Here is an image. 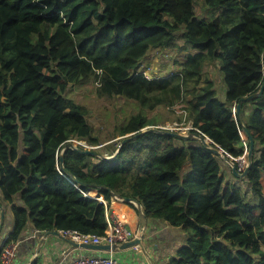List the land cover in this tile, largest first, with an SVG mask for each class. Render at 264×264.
Masks as SVG:
<instances>
[{
    "label": "trees",
    "instance_id": "obj_1",
    "mask_svg": "<svg viewBox=\"0 0 264 264\" xmlns=\"http://www.w3.org/2000/svg\"><path fill=\"white\" fill-rule=\"evenodd\" d=\"M198 1L0 0V207L12 219L0 257L28 228L106 235L115 195L136 200L141 218L166 230L148 225L145 236H185L161 264H264V92L240 111L254 140L246 191L200 144L157 133L111 160L68 149L69 175L59 164L69 141L100 146L91 151L103 157L120 144L66 96L71 85L90 82L96 97L141 107L119 137L159 125L147 114L168 109L171 122L191 123L234 160L245 157L249 143L234 110L263 81L264 0H206L218 12L213 20L196 17ZM163 49L179 53L174 72H139ZM153 240H145L148 250Z\"/></svg>",
    "mask_w": 264,
    "mask_h": 264
},
{
    "label": "crops",
    "instance_id": "obj_2",
    "mask_svg": "<svg viewBox=\"0 0 264 264\" xmlns=\"http://www.w3.org/2000/svg\"><path fill=\"white\" fill-rule=\"evenodd\" d=\"M158 54L161 55V57H163L162 52L158 53V51H155L153 53H150L145 59V61H143V63L140 66V69L143 70V74L147 75V73L149 74V71L155 72L157 67H160L166 62H168L170 68L173 67V65L169 63L170 59L168 55L166 56L167 58L164 61V63L160 64ZM178 59L179 58H177V60ZM174 61L175 59L172 60V63H174ZM99 147L100 146H98L97 149ZM118 201L119 200H113V199L111 201L110 204L111 216L110 217L107 216V219H111L109 220V222L112 224L115 221L120 220L131 231H138V230L143 231L142 236L144 242L143 241L142 242L144 243V245H145V240H152V238H154V240H153L152 249L148 250L145 245V251L141 250L139 247H133L126 250H116V251L111 250L112 252H114L115 258L118 259L119 261L125 262L126 264H144L143 259L145 260L146 263L148 262V264H150L148 259L149 257L153 260L154 263H155L154 259L158 260L160 264L165 262L167 256L171 255L173 251H175L174 248L176 242L179 241L178 244H180L181 243L180 240L184 239L185 236L183 235V238H181V235H179L178 236L179 239L176 241L173 239L172 234H169V237L167 235L165 237L160 238L158 231L152 232L150 233L151 235L145 236V229L146 226L148 227V225L152 227H156L162 230L163 232H166V230L161 224L148 223L146 220H143L139 216L137 210H134L131 207H129L127 203L124 204ZM117 203L126 205V207L128 208L127 209L128 211L126 212V217L128 218V221H122V216H123L121 214L122 207L117 205ZM0 208H3L4 217H5L3 226L0 230V248H1L4 240L7 239L8 234L12 229V219L10 214H8V212L6 211L5 207H0ZM44 233L45 232H41L39 234L36 233L35 229L28 228L26 232H24L21 235L22 237L18 241L19 244L13 264H32L34 261H37L38 264H71L76 260H79L80 258H84V257L107 256L108 255L107 252L110 251V249L93 250V249H86L81 247H74L69 243L70 240L65 236L59 234V232H57L59 234L58 236L49 235L46 238H44L43 235ZM38 247L40 248L39 253H37L36 251ZM158 251L161 252L159 253Z\"/></svg>",
    "mask_w": 264,
    "mask_h": 264
},
{
    "label": "rangeland",
    "instance_id": "obj_3",
    "mask_svg": "<svg viewBox=\"0 0 264 264\" xmlns=\"http://www.w3.org/2000/svg\"><path fill=\"white\" fill-rule=\"evenodd\" d=\"M194 12L197 18H206L208 20H213L218 16V12L216 10H213L207 6L206 0H199L198 2H196L194 5ZM160 52H162L163 54V57H161V55L158 54L160 64L164 63V61L167 58L166 55L169 56L170 59L169 63L171 65H173L172 60L177 59L179 57L178 56L179 53L175 49L172 50L163 49L158 51V53ZM172 69H173L172 71L174 72L175 67H172ZM169 70H170V65L168 64V62H166L160 67H157L155 72L149 71V74L147 73V76H153V77L165 76ZM139 72H143V70L139 69ZM95 89H96V84L93 82L84 85H71V87L66 92V96L70 100H73L83 105L88 110L89 120L95 125L96 130H98V132L102 136H104L107 139H110L114 135L117 137L114 140H111L109 143L120 142L122 137H119L118 129L122 125H124L132 115L137 114L141 109V107L137 105L135 102H131L125 99H120V98L109 99V98L96 97ZM167 110L165 111L160 110L153 113H148L147 116L149 117L148 119H150V123L159 124L156 127L167 128L169 130H172L173 132L178 131L175 130L177 129L175 128L176 127L175 124L177 123L171 122L172 115H170L167 112ZM163 119H165L166 122H164L165 120ZM177 125L179 127L181 124H177ZM76 142H74V144H80L86 150H94V149L96 150L98 147V146L97 147L88 146V144L86 145V143L83 141H78L77 143ZM233 161H236L241 167L246 165V158L245 159L240 158ZM225 176L227 180L230 181L233 180L231 175H229L228 173ZM238 180H239L238 185L240 187H244L241 189L243 191H246L247 187L244 179H238ZM91 192H93V197H94L95 196L94 191ZM251 203L253 202L251 201ZM181 238H183V235H181ZM178 242L179 241H177L175 244V250L181 246V243L178 244ZM261 246L262 248H264V243H261Z\"/></svg>",
    "mask_w": 264,
    "mask_h": 264
},
{
    "label": "water",
    "instance_id": "obj_4",
    "mask_svg": "<svg viewBox=\"0 0 264 264\" xmlns=\"http://www.w3.org/2000/svg\"><path fill=\"white\" fill-rule=\"evenodd\" d=\"M263 92H264V77H263V81H262V84H261L258 92L247 95L243 98H240L238 100V102L236 104V108L234 110V113L237 117L239 125L241 126V131H242L243 135L248 139V143H249L248 151L246 154V167L242 172L238 171L237 165L234 163L233 159L228 156V154L224 153L223 151L221 152L220 149L218 148V146H216L212 140H210L207 136H205L201 132L193 131L191 133L183 134V133L177 132V131L173 132L172 130H169L167 128H161V127H155V126H149V127L143 128L139 132L131 133V134L124 136L120 141V144L118 146L117 151L114 153V155L112 157L99 156L97 152L91 151V150L80 151L77 147L80 144H74V142H76V141H69L63 147V149L60 153L59 164H60L61 170L66 175H69V173L66 172L65 169L63 168L64 154L68 149L79 151V152H82L84 154L91 155V156H97L98 158H100L102 160H111L118 154L120 149L125 144H127L128 142L135 140L136 138H138V137H140L146 133H157V134L173 137L177 140H181V141H185V142H194L196 144H200L204 149L208 150L209 152H211L212 154H214L215 156L220 158L225 164H227L231 168L232 175L235 178L245 179L249 175V171L252 167L253 152H254V140H253V137H252L251 133L249 132V130L242 123L240 111H241L242 105L244 103L250 102V101L255 100V99H259L262 96ZM102 189H105L108 192H110V189H108V188L102 187ZM88 194H89V192H88ZM113 199L119 200L120 202H122L124 204H126V203L127 204L128 203L133 204L135 206L139 216L140 217L142 216L141 206L136 200L129 199V198L121 199L115 195L113 196ZM97 200L100 202H104L102 198H99ZM4 219H5L4 210H3V208H0V230L3 226ZM43 235H44V238H46L49 235H57L58 236L59 234L55 231H48V232H45ZM142 241H143V236L141 234H139L131 241L124 242L120 245H113L112 247L107 246V245L106 246H102V245L97 246V245H89V244L88 245L87 244H78V243H75L72 241L71 242L69 241V243L74 247H81V248L93 249V250H99V249L109 250L110 249V250L116 251V250H126V249H130L133 247H139L141 250L145 251V245ZM41 243H43V242H41ZM39 250H40V248L38 247L36 250L37 253H39ZM148 259H149L150 264H155L150 257Z\"/></svg>",
    "mask_w": 264,
    "mask_h": 264
},
{
    "label": "built area",
    "instance_id": "obj_5",
    "mask_svg": "<svg viewBox=\"0 0 264 264\" xmlns=\"http://www.w3.org/2000/svg\"><path fill=\"white\" fill-rule=\"evenodd\" d=\"M175 130H178L179 132H182L183 134L191 133L193 131H198L193 127L191 123L189 124H181L179 127L177 124H175ZM177 131V132H178ZM199 132V131H198ZM222 152V150H220ZM229 156V155H228ZM230 157V156H229ZM231 158V157H230ZM240 159V158H238ZM243 159H245L243 157ZM234 160V159H233ZM236 160V159H235ZM238 166V171L242 172L245 168L246 165L240 166L237 163ZM109 220L107 219V233L104 236H95V235H84V234H79L76 231H58L59 234L62 236H65L68 238L70 241L78 243V244H89V245H107L112 247L113 245H120L124 242H128L133 240L137 235L141 234L143 235V231L138 230V231H131L129 230L123 222L120 220L115 221L114 223H110ZM36 233H41L40 231L36 230ZM18 242L11 243L4 247L1 257H0V264H13L15 257H16V252L18 248ZM107 256H89V257H84L80 258L79 260H76L75 262L71 264H122L119 260H117L114 256V252L111 250L107 252Z\"/></svg>",
    "mask_w": 264,
    "mask_h": 264
},
{
    "label": "bare ground",
    "instance_id": "obj_6",
    "mask_svg": "<svg viewBox=\"0 0 264 264\" xmlns=\"http://www.w3.org/2000/svg\"><path fill=\"white\" fill-rule=\"evenodd\" d=\"M119 202V201H118ZM117 205H119V206H121L122 208H121V214L123 215L122 216V221H128V218L126 217V212L128 211L127 209V207H126V205H123V204H118L117 203Z\"/></svg>",
    "mask_w": 264,
    "mask_h": 264
},
{
    "label": "clouds",
    "instance_id": "obj_7",
    "mask_svg": "<svg viewBox=\"0 0 264 264\" xmlns=\"http://www.w3.org/2000/svg\"><path fill=\"white\" fill-rule=\"evenodd\" d=\"M198 132V131H197ZM242 133V132H241ZM243 134V133H242ZM244 136V135H243ZM245 137V136H244ZM246 138V137H245ZM217 146V145H216ZM218 148L220 149V147L218 146ZM221 150V149H220ZM223 151V150H222ZM248 151V150H247ZM247 154V153H246ZM244 158H246V155H245V157ZM233 159V158H232ZM235 162V161H234ZM237 165V164H236ZM238 167V166H237ZM246 167V166H245ZM245 169V168H244Z\"/></svg>",
    "mask_w": 264,
    "mask_h": 264
}]
</instances>
